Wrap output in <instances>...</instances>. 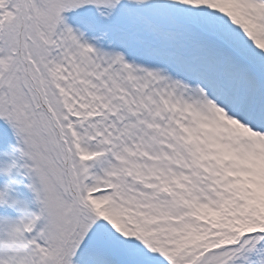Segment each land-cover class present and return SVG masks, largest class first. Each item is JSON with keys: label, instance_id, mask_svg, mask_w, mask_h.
<instances>
[{"label": "snow or ice", "instance_id": "6c2138e0", "mask_svg": "<svg viewBox=\"0 0 264 264\" xmlns=\"http://www.w3.org/2000/svg\"><path fill=\"white\" fill-rule=\"evenodd\" d=\"M0 264H264V0H0Z\"/></svg>", "mask_w": 264, "mask_h": 264}]
</instances>
